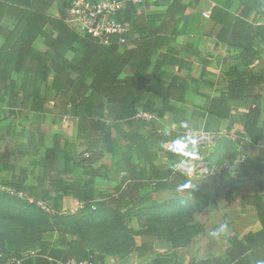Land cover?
<instances>
[{"label":"crops","instance_id":"1","mask_svg":"<svg viewBox=\"0 0 264 264\" xmlns=\"http://www.w3.org/2000/svg\"><path fill=\"white\" fill-rule=\"evenodd\" d=\"M119 1L126 8L113 17L115 20L119 16L126 20L131 4L136 8L129 20L131 44L143 41L144 34L140 33L147 31L154 48L148 69L152 92L138 101L136 118L123 122V129L149 137V151L157 158L156 166L160 170L176 167L200 189L201 197L187 198L199 204L193 215L196 223L205 225L199 236L209 235L207 227L211 224V244L208 239L200 246L192 242L177 248L167 240L138 235L136 247L144 246L142 250L122 259L105 254L104 264H152L158 255L174 251L177 257L173 263L176 258L184 264L212 257L223 259L230 248L229 238H243L262 230L253 198L264 196V145H255L245 136L243 123L249 107L243 100L231 99L227 74L233 67L264 71L262 38L255 39V54H248L244 50L247 36L232 35L235 25L264 27V0ZM59 7L58 3L48 2L31 11L39 9L54 19ZM27 10L0 3V153H12L0 180L16 182L24 170L25 183L35 186L46 173V149L57 140L62 144L77 140L72 117L58 114L56 104L61 94L54 88L57 77L72 85L76 75L52 64L55 52L49 42L59 35L50 22L24 19ZM64 59L79 62L71 48L64 51ZM125 75L131 76L132 71L128 69ZM261 95L259 101L264 102V89ZM41 102H46L45 108L38 111L35 107ZM257 127L264 128V112ZM199 132L210 134V138L193 144L190 136ZM77 141V152H85L83 142ZM121 153L91 156L86 152L80 158L84 165L94 163L96 168H108L103 173L107 180L102 178L96 183L101 197L112 193L125 178L126 173L119 169ZM242 155L246 157L244 164L239 162ZM135 158L139 168L146 169L145 163ZM237 162L239 167L233 171ZM175 199L177 194L172 190L153 191L142 207ZM66 203L79 206L72 199ZM133 224L131 229L141 230L135 221ZM184 251L189 254L184 255Z\"/></svg>","mask_w":264,"mask_h":264},{"label":"trees","instance_id":"2","mask_svg":"<svg viewBox=\"0 0 264 264\" xmlns=\"http://www.w3.org/2000/svg\"><path fill=\"white\" fill-rule=\"evenodd\" d=\"M48 2L59 4L58 17L50 19L39 9L31 11ZM0 3L25 7L28 10L24 19L50 22L57 31L58 38L49 42L55 52L52 64L76 75L72 85L60 77L55 79L54 88L61 94L57 110L60 116L72 117L76 138L86 147L85 152L79 153L76 139L67 144L57 140L52 148L46 149V173L35 186L25 183L24 170L16 182L0 180V218L28 227L27 232L19 233L20 237L0 230V264H104L105 254L122 259L142 250L144 246L136 247L138 235L167 240L177 248L189 246L204 232L202 225L193 222L199 204L187 198L201 197L200 189L176 167L160 170L156 166L157 158L149 151V137L123 129V122L136 118L138 101L147 99L152 92L148 69L154 48L147 31L140 33L144 34V40L133 45L130 32L124 35L123 45L118 44L120 36L116 35L111 37V44L103 45L67 25L69 0H0ZM135 13L136 8L131 4L126 21L132 20ZM117 21H122L120 16ZM240 33L248 38L245 52L255 54V39L264 41V27L235 25L232 35ZM70 48L79 58L77 64L64 59V51ZM128 69L131 76L125 75ZM227 78L231 99L243 100L249 107L243 123L245 136L255 145H264V128L257 127L264 112V102L259 101L264 89V71L233 67ZM44 104L41 102L35 109L42 111ZM86 152L91 156L122 152L119 169L126 173L125 178L105 197L97 192L96 183L102 178L107 180L103 173L108 168H96L94 163L84 165L80 158ZM135 156L145 163L146 169L139 168ZM11 157L10 152L0 153V164L4 166L0 167V175L8 169ZM53 174L58 177L53 178ZM164 190L174 191L177 199L142 207L149 194ZM67 199L79 203L74 212H67ZM253 200L262 230L243 238H229L230 248L223 259L212 257L190 264H264V196L256 195ZM169 220L174 222L173 226L168 225ZM134 221L141 230L130 228ZM56 232L57 237H47ZM118 241L124 246L121 257L104 247ZM175 257L176 251L167 256L158 255L152 264H184L178 258L173 263Z\"/></svg>","mask_w":264,"mask_h":264},{"label":"built area","instance_id":"3","mask_svg":"<svg viewBox=\"0 0 264 264\" xmlns=\"http://www.w3.org/2000/svg\"><path fill=\"white\" fill-rule=\"evenodd\" d=\"M70 7L67 10L65 22L77 29L81 34H86L95 39L99 44H111L112 36H120L119 45L126 43L125 34L130 32L131 24L126 20L113 19L117 14L125 11L126 5L119 0H69ZM208 17V14H205ZM210 138L205 132L190 136L193 144L202 143ZM246 157L241 156L239 162L244 164ZM78 208V207H77ZM76 208V209H77ZM2 256L0 249V257ZM15 263L16 259L12 260ZM89 264V263H84Z\"/></svg>","mask_w":264,"mask_h":264},{"label":"rangeland","instance_id":"4","mask_svg":"<svg viewBox=\"0 0 264 264\" xmlns=\"http://www.w3.org/2000/svg\"><path fill=\"white\" fill-rule=\"evenodd\" d=\"M76 208L77 207L74 204H68L67 212H74ZM193 222H195V221H193ZM133 223L134 222L131 223L133 225L132 227H134ZM167 223L170 226L174 225V222L172 220H169ZM197 224L205 226V225H203V224H201L199 222ZM207 229L209 230V235H205V234L202 235V236L198 235L193 240V245L200 246L202 243H204L205 240H208V239H210V244H211V224L208 225ZM0 230L6 231V232L9 231L10 233H13V234H9V235H15L14 237H20L21 235H19V233H21L22 231L27 232L28 231V227L25 224H23V223H18L17 224L16 222H8V220L6 221V219L0 218ZM216 230L219 231L218 229H216ZM57 236H58L57 232L56 233H49L47 235V237H54V238L57 237ZM113 243H115V242H113ZM121 243L123 244V242H121V241H118L117 244L109 243L107 246H104V247L108 251L112 252L115 256L121 257V255L123 253L122 249L124 247V246H122ZM222 252H223V250H217V253H222ZM183 254L187 255V254H189V251H184Z\"/></svg>","mask_w":264,"mask_h":264},{"label":"water","instance_id":"5","mask_svg":"<svg viewBox=\"0 0 264 264\" xmlns=\"http://www.w3.org/2000/svg\"><path fill=\"white\" fill-rule=\"evenodd\" d=\"M230 165H231V163L228 162V163H227V166L230 167ZM238 167H239V162H237V163L234 165V167L232 168V170L235 171Z\"/></svg>","mask_w":264,"mask_h":264}]
</instances>
